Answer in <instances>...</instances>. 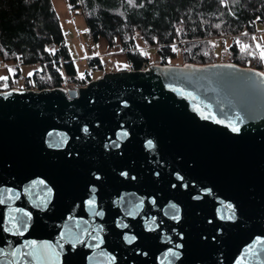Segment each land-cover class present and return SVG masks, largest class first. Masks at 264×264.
Segmentation results:
<instances>
[{
  "label": "water",
  "instance_id": "water-1",
  "mask_svg": "<svg viewBox=\"0 0 264 264\" xmlns=\"http://www.w3.org/2000/svg\"><path fill=\"white\" fill-rule=\"evenodd\" d=\"M0 198V249H21L0 264H28L25 241L50 245L32 264H264V72L151 63L0 90Z\"/></svg>",
  "mask_w": 264,
  "mask_h": 264
},
{
  "label": "trees",
  "instance_id": "trees-1",
  "mask_svg": "<svg viewBox=\"0 0 264 264\" xmlns=\"http://www.w3.org/2000/svg\"><path fill=\"white\" fill-rule=\"evenodd\" d=\"M66 2L70 9L82 12L94 39H104L124 52L128 69L146 67L150 63L146 49L158 46L160 64L179 57L181 64L228 61L264 72V61L252 40L264 31V0ZM246 45H251L248 51L253 55L243 50ZM102 63L98 56L88 58L84 74H93ZM0 64L6 72L1 77H7L0 80V90L14 86L22 65L39 66L25 76V87L58 86L64 74L75 79L77 71L51 0H0ZM8 66L13 67L11 72Z\"/></svg>",
  "mask_w": 264,
  "mask_h": 264
},
{
  "label": "rangeland",
  "instance_id": "rangeland-1",
  "mask_svg": "<svg viewBox=\"0 0 264 264\" xmlns=\"http://www.w3.org/2000/svg\"><path fill=\"white\" fill-rule=\"evenodd\" d=\"M51 3L53 5L58 24L65 35L66 44L69 52L71 53L72 61L80 75H83L84 71L88 67L87 58L94 56H99L104 62L114 63L117 70L126 66L125 54L120 51L117 46L110 47L108 43L101 38L98 42L99 44H95L90 40L89 33L87 31L86 19L79 9H70L66 0H51ZM258 28L262 29L260 26ZM255 36L259 38L260 43L264 44V31L259 30ZM146 52L151 63H158L156 62L157 54L154 49H148ZM169 61L171 64H181V59L179 57ZM8 67V69H13L12 66ZM38 68V65L29 64L22 65L20 70L23 76H28L29 73H32ZM5 73V67L0 64V77ZM93 75L95 78L98 77V71H95ZM20 84L21 83H18V85Z\"/></svg>",
  "mask_w": 264,
  "mask_h": 264
},
{
  "label": "snow or ice",
  "instance_id": "snow-or-ice-1",
  "mask_svg": "<svg viewBox=\"0 0 264 264\" xmlns=\"http://www.w3.org/2000/svg\"><path fill=\"white\" fill-rule=\"evenodd\" d=\"M129 3L132 2V0H128ZM217 28L220 27V25H216ZM247 35V34H244ZM252 40L255 41V48L258 52V58L260 60H264V44L259 42V38L256 36L252 37ZM237 43H239V41H237ZM251 47V45H246L244 46V51H248V48ZM248 55L251 56L253 55V53L251 51H248ZM9 71L11 72L12 70L9 69ZM29 75H31V73H29ZM7 77H0V80H6ZM7 85H5L6 87ZM205 119H207L208 117H204ZM217 123H220L221 121H216ZM239 128L236 126H232V131L233 132H239ZM149 145H151V141H149ZM5 191H8L7 189H5ZM4 199L0 198V203H4ZM94 203V199L89 200L88 204L91 206ZM174 208L175 206H173V215H175L174 212ZM229 209H231V206H228ZM17 212H19L20 210L17 209ZM96 215H102V213H95ZM178 218V217H177ZM11 229H15L14 234H18V235H23L24 234V230H26L28 228V220L30 219V216L27 212L23 213L22 215H18V216H12L11 218ZM10 228H4L5 232H8L11 230ZM90 238L92 239H98L97 236H93L92 233H89ZM68 239V242L71 243L72 247L75 248L76 245L78 243H85V240L82 238L81 235L79 234H73L72 230L69 229L66 233H63L61 235V240L64 239ZM126 239H128L126 237ZM134 239V237L132 238ZM102 243V241L100 242ZM100 243H97L94 245V247L99 248L100 247ZM262 243L259 239L256 241V244H260ZM25 246L29 247L31 250L28 252L23 253V256L28 260V264H32L33 260L39 261L42 259H45V254H44V250L45 249H50V245L48 244H42V245H38L36 241H25L24 242ZM90 247H93V245H89ZM255 245L250 246V248H254ZM57 248H60L61 250L63 249V244L58 242L57 243ZM264 252V250H259ZM21 252V249L19 248H14L12 243L9 242L8 244V248L7 249H0V253H6L7 255H10L11 257H17V254ZM255 255V253H253ZM171 256L175 257L176 253L172 252L170 253Z\"/></svg>",
  "mask_w": 264,
  "mask_h": 264
},
{
  "label": "built area",
  "instance_id": "built-area-1",
  "mask_svg": "<svg viewBox=\"0 0 264 264\" xmlns=\"http://www.w3.org/2000/svg\"><path fill=\"white\" fill-rule=\"evenodd\" d=\"M158 46H154L153 49L154 50H158ZM148 50V48L146 49ZM58 60L60 62H63L64 59L62 56L58 57ZM151 64V61L150 63ZM148 64V65H149ZM145 68V67H144ZM117 70L116 65L114 63L111 62H103L102 63V67L97 70L100 75L104 72H108V71H115ZM94 75L93 74H89V76H86L85 74L83 75H76L75 79H71L68 75L64 74V79L62 80V82L60 83V85H58L59 87H63L65 89H75L77 90L79 87L83 86L85 83H87L89 80L94 79ZM25 81V76H23L22 74H20L18 76V79L14 82V86L16 88H20V89H33V90H40L43 88H38L37 86L35 87H25L23 85V82ZM18 83H21L20 85H18ZM52 87H56V86H52ZM45 88H51V87H45Z\"/></svg>",
  "mask_w": 264,
  "mask_h": 264
},
{
  "label": "crops",
  "instance_id": "crops-1",
  "mask_svg": "<svg viewBox=\"0 0 264 264\" xmlns=\"http://www.w3.org/2000/svg\"><path fill=\"white\" fill-rule=\"evenodd\" d=\"M89 37H90V40L91 41H93L95 44H99L98 42H99V40L100 39H94L90 34H89ZM99 57V56H98ZM88 59V58H87ZM103 61V60H102ZM104 62V61H103ZM75 65V64H74ZM75 68H76V66H75ZM120 69H128L126 66L125 67H121ZM76 71H77V69H76ZM95 72V71H94ZM93 72V73H94ZM84 74V73H83ZM77 75H80V73L77 71ZM98 75L100 76V73L98 72Z\"/></svg>",
  "mask_w": 264,
  "mask_h": 264
}]
</instances>
